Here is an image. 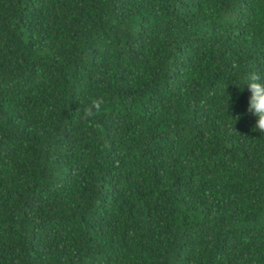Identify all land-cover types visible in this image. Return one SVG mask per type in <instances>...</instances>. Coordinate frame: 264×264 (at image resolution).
Wrapping results in <instances>:
<instances>
[{
    "label": "trees",
    "instance_id": "obj_1",
    "mask_svg": "<svg viewBox=\"0 0 264 264\" xmlns=\"http://www.w3.org/2000/svg\"><path fill=\"white\" fill-rule=\"evenodd\" d=\"M251 72L264 0H0V264H264Z\"/></svg>",
    "mask_w": 264,
    "mask_h": 264
},
{
    "label": "clouds",
    "instance_id": "obj_2",
    "mask_svg": "<svg viewBox=\"0 0 264 264\" xmlns=\"http://www.w3.org/2000/svg\"><path fill=\"white\" fill-rule=\"evenodd\" d=\"M238 65H233L237 68ZM250 92L248 113L256 117L254 130L264 134V77L256 72H251L245 77V87ZM105 98L103 96L94 98L83 108L78 110L80 119L89 124L104 109ZM238 119V117H237Z\"/></svg>",
    "mask_w": 264,
    "mask_h": 264
}]
</instances>
